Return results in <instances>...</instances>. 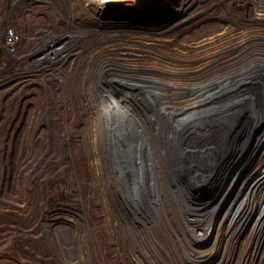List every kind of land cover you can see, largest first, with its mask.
Returning <instances> with one entry per match:
<instances>
[{"label":"rangeland","instance_id":"rangeland-1","mask_svg":"<svg viewBox=\"0 0 264 264\" xmlns=\"http://www.w3.org/2000/svg\"><path fill=\"white\" fill-rule=\"evenodd\" d=\"M256 1L127 0L103 6L97 0H0V264H191L211 251L253 259L260 243L239 242V225L216 230L213 215L198 222L213 237L200 244L188 240V226L201 218L190 212L188 224H180L181 215L162 201L153 180V211L162 217L155 229H142L130 207L107 200L93 100L116 97L122 103L126 119L113 116L109 124L128 149L143 131L130 114L140 117L144 110L131 99L158 93L160 79H179L159 71L197 73L215 60L235 58L236 46L247 38H263L264 20L253 19ZM10 33L18 37L13 52L6 48ZM242 121L235 120V134ZM55 126L62 132L60 153L48 134ZM41 139L47 144L39 145ZM257 157L252 170L264 162V155ZM243 181L236 171L233 195ZM217 195L189 197L206 212L209 204L216 211Z\"/></svg>","mask_w":264,"mask_h":264},{"label":"bare ground","instance_id":"bare-ground-1","mask_svg":"<svg viewBox=\"0 0 264 264\" xmlns=\"http://www.w3.org/2000/svg\"><path fill=\"white\" fill-rule=\"evenodd\" d=\"M97 1L103 6L127 2ZM141 1L144 2L139 0ZM257 41L264 45V37L247 38L236 46L235 58L215 60L203 68L198 66V70L194 67L197 73L188 74L190 76L175 70L159 71L164 77L179 79H160L155 83L158 93L149 92L148 98L139 96L131 99L138 110H144L140 117L130 114L135 121L140 120V123L137 121L138 126L143 131L139 132V138L132 141L128 149L124 148L122 142L115 140L118 132L111 130L109 124V119L113 116L125 118L122 115V103L116 97L93 100L97 122L100 124L97 148L106 182L103 194L118 208L130 207L135 213V222L138 221L142 229L149 228L150 225L155 229L154 224L162 221L159 212L153 211L157 196L152 188V180L162 195V201L176 207L181 215L180 224H188L185 214L198 213L201 220H194L197 225L188 226L191 232H186L190 235L188 240L195 242L194 238L198 239L196 234L199 236L198 233H201L199 223L212 220V215L217 218L216 230L225 231L223 226L228 224L229 228H235L233 223L237 216L232 217L229 210H223V206L234 195L246 198L250 187L240 185L236 189L237 194L233 195L235 185L231 178V165L236 156L242 159L251 143V135L247 133L248 119L245 116L248 110L246 94L247 89L253 86L252 83L260 82L259 70L264 68V50H257ZM226 61L228 63H221ZM180 69L189 70L186 66ZM243 97L246 100H239ZM149 109L152 112L147 111ZM237 116L243 119L239 134L234 133ZM51 133L54 140L52 147L60 153L63 143L61 127H52L51 131L48 130V134ZM48 134L46 137H49ZM47 140L49 143L48 138ZM46 144L42 140L39 145ZM137 149L140 150V156L136 154ZM248 163V160L244 161L239 168L242 173L246 168L249 169L251 163ZM253 171L255 168L250 170L252 173ZM215 192L221 198V203L220 199L214 202L219 203L215 206L217 213L210 210L214 204L205 206L203 210L206 209V212L195 209L196 203H192L189 197L212 196ZM240 210H246L244 204H241ZM202 228L205 232L208 231L205 227ZM90 233V227H86L84 240L87 246ZM139 235L138 233V237ZM205 236H212V233ZM87 254L91 259L89 249Z\"/></svg>","mask_w":264,"mask_h":264},{"label":"built area","instance_id":"built-area-1","mask_svg":"<svg viewBox=\"0 0 264 264\" xmlns=\"http://www.w3.org/2000/svg\"><path fill=\"white\" fill-rule=\"evenodd\" d=\"M252 6L254 9L253 19L254 20H264V0H257L253 2ZM18 43V37L10 33L6 48L13 52ZM254 173V174H253ZM250 172L249 178H252L250 181V187L247 192L246 198H240V195H234L233 205H228L225 209L231 210L232 217L237 216L233 226L239 225L238 228L242 229L239 233L238 241L248 244L250 242L260 243V248H255L253 250V259L249 256L241 254H224L221 252H210L205 254L202 253V256L196 255L194 261L195 263L191 264H264V162L262 165L258 166L255 171ZM247 178V177H246ZM247 179L243 181V186L247 183ZM238 198L240 203L234 205L237 202ZM241 204H244L246 210L241 212ZM223 209V210H225ZM241 226V227H240ZM201 233H198L199 236L197 240L194 238L195 243L200 244V241H203L205 238V230L199 229ZM234 230V228H233ZM235 238L237 237V231L233 233ZM204 243V241L202 242ZM258 246V245H257ZM209 251L208 249L206 252ZM205 257V258H204ZM250 259V261H249Z\"/></svg>","mask_w":264,"mask_h":264},{"label":"water","instance_id":"water-1","mask_svg":"<svg viewBox=\"0 0 264 264\" xmlns=\"http://www.w3.org/2000/svg\"><path fill=\"white\" fill-rule=\"evenodd\" d=\"M1 55V50H0ZM262 99L256 101L254 105L251 106V108L248 106V117L250 118L248 121V129L247 133H249L250 136V147L247 149L245 155L242 157V159L235 158L231 165V178L235 175L236 171L238 172L239 168L242 166L244 161L248 160V164L252 162H255V156L264 155V90L262 93ZM263 106V107H262ZM247 116V115H246ZM247 117V119H248ZM237 137V136H236ZM235 137V138H236ZM258 142V144H257ZM257 157V158H258ZM239 159V160H238ZM255 159V160H254ZM248 167V166H247ZM251 168L249 167V171H247V168L243 171V173L239 170L238 176L239 178L243 180L246 179V177L249 175ZM251 182V181H250ZM247 185V183L245 184ZM250 185V184H248ZM247 188V186H246ZM219 199V194L214 198V202L216 203ZM227 205V204H226Z\"/></svg>","mask_w":264,"mask_h":264},{"label":"flooded vegetation","instance_id":"flooded-vegetation-1","mask_svg":"<svg viewBox=\"0 0 264 264\" xmlns=\"http://www.w3.org/2000/svg\"><path fill=\"white\" fill-rule=\"evenodd\" d=\"M259 73L261 75V79L259 83H256L255 87H249V89L247 90V104L248 106L251 108L252 105H254L256 103V101L261 100L262 99V93L264 90V71H262L261 69L259 70ZM252 91V92H251ZM248 109V108H247ZM247 115V116H246ZM246 118L248 117V110H247V114H246ZM249 117H248V121H249ZM250 122V121H249Z\"/></svg>","mask_w":264,"mask_h":264}]
</instances>
